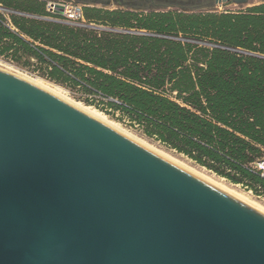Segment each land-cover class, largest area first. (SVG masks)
Returning <instances> with one entry per match:
<instances>
[{
  "label": "water",
  "instance_id": "95a60500",
  "mask_svg": "<svg viewBox=\"0 0 264 264\" xmlns=\"http://www.w3.org/2000/svg\"><path fill=\"white\" fill-rule=\"evenodd\" d=\"M0 264H264V216L0 71Z\"/></svg>",
  "mask_w": 264,
  "mask_h": 264
},
{
  "label": "trees",
  "instance_id": "16d2710c",
  "mask_svg": "<svg viewBox=\"0 0 264 264\" xmlns=\"http://www.w3.org/2000/svg\"><path fill=\"white\" fill-rule=\"evenodd\" d=\"M0 7L9 11L0 10V58L32 67L55 85L98 95L147 137L234 184L264 189V180L248 169L264 157V3L221 15L138 17L84 8V18L95 24L167 38L23 15L48 18L42 0H0Z\"/></svg>",
  "mask_w": 264,
  "mask_h": 264
},
{
  "label": "rangeland",
  "instance_id": "374dc122",
  "mask_svg": "<svg viewBox=\"0 0 264 264\" xmlns=\"http://www.w3.org/2000/svg\"><path fill=\"white\" fill-rule=\"evenodd\" d=\"M262 3H264V0H248V2L244 5H237L234 3H228V4L212 5L210 7H200L197 9L187 10V11H184V10H181L178 8H165V9L157 10V12H159V13L175 12V13H184V14H188V15L234 14V13H238V12H245L247 10V8L252 7L253 4H262ZM112 7H114V6H112V5L107 6V8H112ZM147 13H149V12H147ZM177 37L186 39L188 42H191V43L201 44V45H205V46H211L212 45V42H210L207 38H203L199 35L188 34L187 36L183 37L182 34H178ZM0 64H3V65L8 66L10 68H13L19 72H22V73L26 74L27 76H29L33 79H37L40 82H42L44 85H46L50 88L62 89L64 91L63 92L64 96L70 98L71 100H73L75 102H81L85 106L89 105L93 109L96 108L95 110L98 109L97 111L103 113L108 118L109 121L117 124L122 130L126 131L127 133H129L133 137L139 139L140 141L144 142L145 144L151 146L152 148H155V149L169 155L170 157L178 160L179 162L185 164L186 166L193 168L197 171H201L205 175H207V176H209L215 180H221L222 179L224 184L233 186L234 190L242 191V192H248L249 191V188L244 190L242 187L238 186L240 184H234V183L230 182L229 180H227L226 178L216 175L212 171L207 170L206 168L197 165L195 162H193L189 158L185 157L184 155L179 154V153L175 152L174 150L167 148L166 146L162 145L160 142L156 141L154 138L147 137L143 133V129L139 125H137L135 122H133L126 114L122 113L121 111L110 109L106 105L105 100L103 98L99 97L98 95H95V96L89 95V94L83 92L78 87H76L74 89H70V88H67V87H64V86H61L58 84L55 85V83L43 78L41 76L40 72H37L32 67L21 68V67H18L15 64H13V63L5 60V59H2V58H0ZM85 99H88L89 102H85L86 101ZM260 149H261V157H262V156H264V148H260ZM253 198L256 201H258L259 203H261L262 205H264V202H262L261 200L255 198V197H253Z\"/></svg>",
  "mask_w": 264,
  "mask_h": 264
},
{
  "label": "bare ground",
  "instance_id": "6f19581e",
  "mask_svg": "<svg viewBox=\"0 0 264 264\" xmlns=\"http://www.w3.org/2000/svg\"><path fill=\"white\" fill-rule=\"evenodd\" d=\"M0 71L9 73V74L21 79V80L28 82L29 84L41 89L42 91H44V92H46L52 96H55L61 100H64L65 102H67L68 104L73 106L74 108L84 112L85 114H87L88 116L97 120L101 124L109 127L110 129H112V130L116 131L117 133L123 135L124 137L132 140L133 142L139 144L140 146L146 148L147 150H149V151L155 153L156 155L166 159L167 161H169V162L179 166L180 168L190 172L191 174L201 178L202 180L212 184L213 186L221 189L222 191L230 194L231 196H233L234 198H236L240 202L244 203L248 207L252 208L253 210L257 211L258 213H260L264 216V205H262L261 203L256 201L252 197V194L250 192H242V191L234 190L233 186L224 184L222 179L221 180H215V179L205 175L203 172L197 171L193 168H190V167L186 166L185 164L179 162L178 160L170 157L169 155H167V154H165V153H163V152H161L155 148H152L151 146L145 144L144 142L133 137L132 135H130L126 131L122 130L117 124L109 121L108 118L103 113L93 109L90 106H85L81 102H75V101L71 100L70 98L64 96L63 95L64 91L60 88H50V87L44 85L39 80L33 79V78L27 76L26 74L19 72L13 68L8 67V66H5L3 64H0Z\"/></svg>",
  "mask_w": 264,
  "mask_h": 264
},
{
  "label": "built area",
  "instance_id": "2783aa9c",
  "mask_svg": "<svg viewBox=\"0 0 264 264\" xmlns=\"http://www.w3.org/2000/svg\"><path fill=\"white\" fill-rule=\"evenodd\" d=\"M45 4V11L49 15V19L68 24L71 26L85 27L84 6L72 0H42ZM248 169L264 180V157L249 164ZM244 190L249 187L240 184ZM253 197L264 202V189L261 186L249 188Z\"/></svg>",
  "mask_w": 264,
  "mask_h": 264
},
{
  "label": "flooded vegetation",
  "instance_id": "af4514ba",
  "mask_svg": "<svg viewBox=\"0 0 264 264\" xmlns=\"http://www.w3.org/2000/svg\"><path fill=\"white\" fill-rule=\"evenodd\" d=\"M83 6L90 3L108 4L114 2L117 5H125L133 9L157 11L165 8H178L181 10H193L200 7L214 5V0H72ZM85 7V6H84Z\"/></svg>",
  "mask_w": 264,
  "mask_h": 264
},
{
  "label": "crops",
  "instance_id": "0c3cea01",
  "mask_svg": "<svg viewBox=\"0 0 264 264\" xmlns=\"http://www.w3.org/2000/svg\"><path fill=\"white\" fill-rule=\"evenodd\" d=\"M108 5H112L114 7L112 8H107ZM257 5H260V4H253V6H257ZM85 7L84 8H88V9H95V10H98V11H109V12H112V11H120V12H130V13H134L136 14L138 17H141V16H146L150 13H159L157 11H153V10H142V9H133L132 7H129V6H125V5H117L116 3L114 2H110L108 4H100V3H90V4H86L84 5ZM251 8V7H250ZM149 12V13H147ZM84 21L86 22L85 24L89 25V24H95L93 23L92 21L94 20H86L84 18ZM95 25H98V26H103V25H100V24H95ZM112 28V27H111ZM114 28H118V29H125L123 27H114ZM130 30H135V31H145V30H139V29H130ZM146 32V31H145Z\"/></svg>",
  "mask_w": 264,
  "mask_h": 264
}]
</instances>
